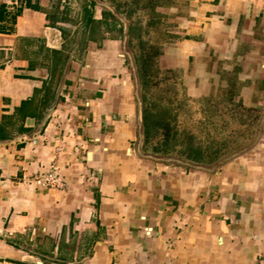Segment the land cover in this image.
Segmentation results:
<instances>
[{"label":"crops","instance_id":"crops-1","mask_svg":"<svg viewBox=\"0 0 264 264\" xmlns=\"http://www.w3.org/2000/svg\"><path fill=\"white\" fill-rule=\"evenodd\" d=\"M0 9V122L48 80L49 50L67 56L40 118L0 140V264H264V0ZM152 22L160 68L178 71L197 103L232 91L237 107L205 115L235 135L226 157L190 166L140 149L124 29ZM52 162L62 188L29 182Z\"/></svg>","mask_w":264,"mask_h":264},{"label":"trees","instance_id":"trees-1","mask_svg":"<svg viewBox=\"0 0 264 264\" xmlns=\"http://www.w3.org/2000/svg\"><path fill=\"white\" fill-rule=\"evenodd\" d=\"M2 12L3 10L0 9V17L2 16ZM90 30H92V27ZM138 30L137 26L129 27V44L133 40L134 36L139 37ZM158 37V42L155 41L156 39L154 40L155 42L150 41L149 43L145 40H140L139 42H142V44L135 54V62L142 90L144 150L166 155H175L200 163L217 160L236 150V145L232 143V145L229 144L235 139L234 134L229 135L231 136V139L228 141L225 139L227 135L222 136L218 146L193 144L192 136L188 135L185 137V140L179 142V145L177 146L178 137L176 136V130L173 126H171L172 121H174V118L176 117V113H172V106H170L173 101L168 98V96L162 95V93L166 92L168 89L171 90L170 88L172 85H174L178 79L180 80V73L173 69L160 68L158 59L161 54V42L164 38L161 35ZM145 45H147V49L144 50ZM49 52L50 57H47L50 61L48 67V80L43 81L41 88L34 90L32 97L21 102L12 117L4 119V121L0 122V140L9 139L13 136L14 131L17 133L27 132L30 128L24 126L25 117L30 116L35 118V120L39 119L42 111L46 108L52 92L53 82L59 79L62 72V66L67 59V56L63 57L59 51L49 50ZM158 75H162V77L159 80L153 81ZM168 80H170L169 83L166 82ZM160 82L165 83L166 86H168L165 89L159 88L161 93H157L158 97H156V101H152L153 98L151 96H147L148 89L158 86ZM179 83L181 84V81H179ZM40 92H42V97L38 96ZM225 94L228 97L227 101L222 98L218 101H213L210 97L204 98L203 103L205 102V105L202 109L211 111V108H214V110H217L218 108L216 105H218V102H223L225 109L237 107L235 106L236 103L234 104V102L230 100L232 91H227ZM206 120L209 123L214 122V119L211 116L206 118ZM155 137L160 139L161 144L160 142H156L154 146L147 148L150 140ZM182 142L185 143L182 144ZM226 146L231 147L228 149Z\"/></svg>","mask_w":264,"mask_h":264},{"label":"rangeland","instance_id":"rangeland-1","mask_svg":"<svg viewBox=\"0 0 264 264\" xmlns=\"http://www.w3.org/2000/svg\"><path fill=\"white\" fill-rule=\"evenodd\" d=\"M154 26L155 24H153V26L151 25V27H147V30H138L139 37L134 36L133 40L129 44L130 50L132 51L134 57L140 45L142 44V42H139L140 40H145L149 43L150 41L153 42L156 39L155 41L158 42L157 39H159V35L157 33L159 32ZM145 49H147V45L144 46V50ZM126 59L129 62L128 57H126ZM161 77L162 75H158L156 78H154L153 81L159 80ZM179 81L180 80L178 79L175 84L172 85V87L170 88L171 90L168 89L166 90V92L162 93V95L168 96V98L173 101L170 106H172V113H176V117L174 118V121H172L171 126H173L176 130V136L178 137L177 146L179 145V142L185 140V137L188 135L192 136V142L194 144H202L204 146L206 143H208L209 146H218L220 144L219 142L221 141L222 136L227 135L228 133L226 131V126H223L224 123L219 120L220 118H213V123L207 122L205 117L207 111L202 109L205 105V102L197 103L195 101L196 98L189 95L190 93L188 85H186L185 87L182 85V83L180 84ZM166 82L169 83L170 80ZM167 86L165 83L160 82L158 86H154L153 88L148 89L147 96H151L153 98L152 101H156L155 99L156 97H158L157 93H161L159 88L165 89ZM212 96L213 99L215 98L214 101L220 100V92L218 90L213 91ZM216 107L220 109L224 108L225 105L223 102H218V105H216ZM213 109L214 108H211V110ZM200 110L201 113L199 112ZM137 141H139V137H137ZM156 142H160L161 144L160 139L155 137L150 140L147 148L154 146ZM183 143L185 142H182V144ZM143 151H145L144 148ZM169 161L174 160H168V162Z\"/></svg>","mask_w":264,"mask_h":264},{"label":"water","instance_id":"water-1","mask_svg":"<svg viewBox=\"0 0 264 264\" xmlns=\"http://www.w3.org/2000/svg\"><path fill=\"white\" fill-rule=\"evenodd\" d=\"M125 25V24H124ZM126 32L125 33V37H124V50L125 53L128 57V60L130 62V66L133 72V78H134V82H135V96L137 98V106H138V116H137V124H138V137H139V146L140 149L142 150V152L144 154H146L147 156H151L154 158H158V159H162V160H174L177 161L179 163L182 164H187L190 166H201L203 165L200 162H195V161H191L182 157H178L175 155H170V154H160V153H154L152 151H143V145H144V130H143V118H142V109H143V101H142V90H141V84H140V80H139V75H138V70H137V65L135 62V57L132 53V51L130 50L129 47V36H128V29L127 26H125L124 29ZM48 113L45 116V119L47 117ZM26 125H31L33 123V119L32 118H27L25 121ZM34 134H22L20 136H17L15 139H28L31 140L33 138ZM226 157V156H224ZM222 159V158H221Z\"/></svg>","mask_w":264,"mask_h":264},{"label":"built area","instance_id":"built-area-1","mask_svg":"<svg viewBox=\"0 0 264 264\" xmlns=\"http://www.w3.org/2000/svg\"><path fill=\"white\" fill-rule=\"evenodd\" d=\"M28 180L29 182H33L45 189L62 188L64 186L63 177L59 173L58 167L55 162H52L46 171L34 174Z\"/></svg>","mask_w":264,"mask_h":264},{"label":"flooded vegetation","instance_id":"flooded-vegetation-1","mask_svg":"<svg viewBox=\"0 0 264 264\" xmlns=\"http://www.w3.org/2000/svg\"><path fill=\"white\" fill-rule=\"evenodd\" d=\"M154 24H155V23H154ZM155 25H156V26H159V25H157V24H155ZM160 51H161V49H160ZM161 53H162V52H161ZM160 55H161V54H160ZM160 55H159V56H160ZM193 144H194V143H193Z\"/></svg>","mask_w":264,"mask_h":264}]
</instances>
